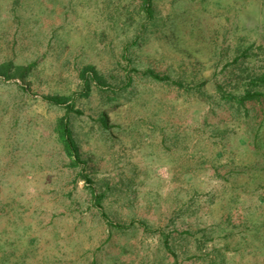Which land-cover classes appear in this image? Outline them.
I'll return each instance as SVG.
<instances>
[{"label": "rangeland", "instance_id": "1", "mask_svg": "<svg viewBox=\"0 0 264 264\" xmlns=\"http://www.w3.org/2000/svg\"><path fill=\"white\" fill-rule=\"evenodd\" d=\"M142 3L0 0V264H264V159L242 140L264 145V108L217 90L264 72V0H156L148 26ZM87 66L105 89L81 96ZM46 95L74 97L81 164Z\"/></svg>", "mask_w": 264, "mask_h": 264}, {"label": "trees", "instance_id": "2", "mask_svg": "<svg viewBox=\"0 0 264 264\" xmlns=\"http://www.w3.org/2000/svg\"><path fill=\"white\" fill-rule=\"evenodd\" d=\"M156 0H143L142 7L146 11L148 23H154L156 21V11L154 8ZM146 36L144 33L139 34L137 38L127 46V52L129 51L130 47L137 46L142 40L145 39ZM250 54V49L247 47L245 49L239 48L237 50V55L234 57L232 62L239 63L242 56L247 57ZM28 70L27 68L24 71ZM134 73L143 77H149L150 79L166 84L177 87L180 90L192 91L195 94H201L203 96V92L201 91L200 87L192 86L187 84L185 81L180 79H175L168 74H162L156 71L154 68H147L145 70H140L138 68H134ZM24 74V73H21ZM81 76L85 79L86 85L81 96H87L91 92V85L89 82V77H95L97 89L104 91V86L101 85V82L104 79V76L99 74L93 66H87L81 72ZM10 78V77H9ZM6 78V79H9ZM133 78V77H132ZM1 79V78H0ZM249 81L245 83L244 90L242 93H237L235 89H228L224 84L219 83L217 84V90L220 92V100H223L224 105H229V109L233 111V115L237 117L254 116L251 111L257 107V104L262 105L264 108V72L260 74H256L253 77L247 78ZM132 80L129 79L124 83L123 90L128 89V85H132ZM126 92L119 93L116 91L115 96H107L105 101V107L112 106L114 104L120 103L123 101L128 95L125 94ZM51 105H57L65 109V114L58 118L56 131L58 133L59 139L64 145L65 151L73 158V164L76 165L77 163L81 164L83 159L81 158V151H80V144L76 139L74 134V124L72 119V114L80 113L81 111L76 107V101L74 97L65 96V95H46L44 97ZM249 103H253L249 106ZM259 111L255 109L256 116L258 115ZM102 125L104 128L109 129L108 121L106 120L105 116L101 119ZM260 128V127H259ZM257 128V131L259 130ZM244 142H249L248 144L254 145V150L257 153H260L264 159V150H263V143L260 140V135H254L251 141H246L247 138L242 139ZM84 163V162H83ZM88 176L87 174L85 175ZM87 181H91L92 179L88 176L86 178ZM111 224H114L110 221ZM115 225V224H114ZM118 228H122L124 225H117ZM147 226V225H146ZM168 245V243H167ZM170 250L171 248L168 247Z\"/></svg>", "mask_w": 264, "mask_h": 264}]
</instances>
